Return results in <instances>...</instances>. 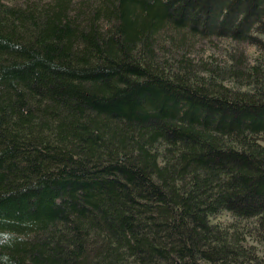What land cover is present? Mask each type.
<instances>
[{
    "label": "trees",
    "instance_id": "16d2710c",
    "mask_svg": "<svg viewBox=\"0 0 264 264\" xmlns=\"http://www.w3.org/2000/svg\"><path fill=\"white\" fill-rule=\"evenodd\" d=\"M0 264H264V0H0Z\"/></svg>",
    "mask_w": 264,
    "mask_h": 264
},
{
    "label": "rangeland",
    "instance_id": "374dc122",
    "mask_svg": "<svg viewBox=\"0 0 264 264\" xmlns=\"http://www.w3.org/2000/svg\"><path fill=\"white\" fill-rule=\"evenodd\" d=\"M215 42L214 45L209 43V42H206L205 41H200L198 40V44L199 47H203V50H206L209 51L211 49H214V51L218 54V55H222L223 57L226 56V51L227 50H234V49H237V47L239 49L243 48L245 49L250 55L249 57H255L256 56V48L250 44H246V43H237V42H231L229 40L227 41H224L223 39L221 38H218L216 37L215 39Z\"/></svg>",
    "mask_w": 264,
    "mask_h": 264
},
{
    "label": "bare ground",
    "instance_id": "6f19581e",
    "mask_svg": "<svg viewBox=\"0 0 264 264\" xmlns=\"http://www.w3.org/2000/svg\"><path fill=\"white\" fill-rule=\"evenodd\" d=\"M28 2V1H27ZM254 33V32H253ZM251 239V238H250ZM258 245V244H257Z\"/></svg>",
    "mask_w": 264,
    "mask_h": 264
}]
</instances>
